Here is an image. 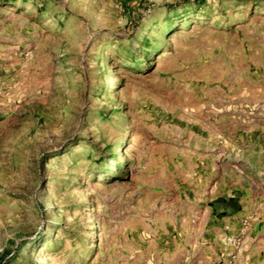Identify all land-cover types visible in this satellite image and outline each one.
<instances>
[{
  "label": "rangeland",
  "instance_id": "374dc122",
  "mask_svg": "<svg viewBox=\"0 0 264 264\" xmlns=\"http://www.w3.org/2000/svg\"><path fill=\"white\" fill-rule=\"evenodd\" d=\"M0 264H264V0H0Z\"/></svg>",
  "mask_w": 264,
  "mask_h": 264
}]
</instances>
